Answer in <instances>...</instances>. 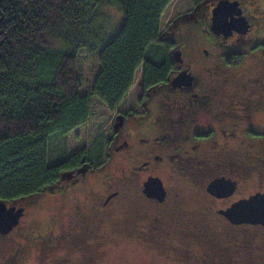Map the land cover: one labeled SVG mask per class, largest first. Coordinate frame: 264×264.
I'll list each match as a JSON object with an SVG mask.
<instances>
[{"label":"flooded vegetation","instance_id":"flooded-vegetation-1","mask_svg":"<svg viewBox=\"0 0 264 264\" xmlns=\"http://www.w3.org/2000/svg\"><path fill=\"white\" fill-rule=\"evenodd\" d=\"M218 2L198 0L168 24L163 35L177 44L171 51L174 68L165 81L146 90L142 86L134 103L124 99L109 109L113 114L112 132L108 136L98 135L92 146L93 156H89L87 149L86 156L62 171L58 183L28 196L26 205H15L25 210L11 231L0 234L2 242L11 245L2 264H20V243L14 238L24 219L29 218L30 207L42 199L60 200L62 205L52 215L49 228L31 230L41 242V249L55 254L56 264H97L101 242L95 241L93 235H101V223L107 220L113 221L117 229L135 233L137 241L149 237L152 244L162 246L165 231H171L174 226L184 239L189 231L185 217L177 213L185 200L182 189L178 188L186 179L193 187H202L204 195L213 201L214 217L245 234L242 244L237 246L253 248L248 234L252 228L264 229V224H236L220 210L256 192L264 193V183L251 193L241 191L251 173H261L264 168V151H259L264 147V126L259 117L264 109V80L249 77L250 84L260 89L256 97L252 93L245 97L235 92L234 101L224 99L217 105L212 97L217 95L202 85L199 74L187 65L183 54L180 61L173 54L181 50L175 39L177 29L182 27L180 20L193 23L194 12L200 9L202 20H195L204 21L211 30L213 9ZM252 30L250 24L247 32L233 30L231 35H217L222 41L230 40L227 44L235 49L228 52V47L222 46L221 54L219 50L214 54L207 52L202 69L228 77L242 71L252 59L264 61V54L256 51L262 43L256 42L252 47L249 41L240 40ZM181 71H187L193 78L174 86L172 81ZM119 122L121 126H117ZM116 168L124 173L112 178L110 173ZM261 174L264 182V173ZM217 178L235 182V190L216 195L209 185ZM86 190L93 193L94 200L83 203ZM171 245L165 244V248ZM226 249L230 254L231 249ZM59 250L61 254L56 253ZM224 258L228 263L229 258Z\"/></svg>","mask_w":264,"mask_h":264},{"label":"trees","instance_id":"trees-1","mask_svg":"<svg viewBox=\"0 0 264 264\" xmlns=\"http://www.w3.org/2000/svg\"><path fill=\"white\" fill-rule=\"evenodd\" d=\"M173 0H0V199L12 205L58 183L87 150L49 160L51 136H66L90 117L78 56L99 58L92 93L113 109L143 65L144 89L174 68V42L162 33ZM198 1V0H197ZM121 8L110 34L107 10ZM89 156H93V149Z\"/></svg>","mask_w":264,"mask_h":264},{"label":"rangeland","instance_id":"rangeland-1","mask_svg":"<svg viewBox=\"0 0 264 264\" xmlns=\"http://www.w3.org/2000/svg\"><path fill=\"white\" fill-rule=\"evenodd\" d=\"M197 0H173L165 9L162 17V33L168 24L176 18L180 13L186 12ZM243 13L248 18L251 28L253 29L242 41L247 40L252 47L257 45L256 42L262 43L257 47L256 51L264 54V0H239ZM110 15L112 27L109 33H116L123 22L124 13L121 8L110 7L107 10ZM202 20L201 10L194 12L193 23L188 20H180L182 27L177 29L176 41L181 47L187 65H191L196 73L200 76L202 85L207 88L215 97L217 105L222 100L234 101L235 92L246 95L259 92L258 85L250 84L249 77H260L264 80V61L252 59L245 65L242 71H236L233 75L226 77L221 74H210L202 69V61L207 57L208 53L218 52L222 46L228 47V52L235 49L228 45L230 40L222 41L212 30H208V26L204 21L197 23L195 19ZM205 20V18H204ZM206 26V27H205ZM207 28V29H206ZM194 34H193V31ZM197 36V37H195ZM221 46V47H219ZM208 52V53H207ZM221 54V53H220ZM78 71L83 81L82 92L89 96L91 109L89 119L81 124V126L70 131L66 136H51L49 140V160L51 162H60L66 158H70L73 154L81 152L84 149L92 150L93 142L97 140L98 135L105 134L108 136L112 132L113 114L109 112L108 106L98 97L93 95L92 86L100 65L99 58L94 53L83 49L78 56ZM143 70L141 65L136 72V80L131 91L125 98L128 103H134L142 91ZM200 82V83H201ZM221 97V101L217 98ZM215 105V101H214ZM259 117L264 126V109L259 112ZM261 123V122H260ZM264 141V140H263ZM263 150L261 147L259 151ZM264 173V168H261ZM124 173V170L116 168L111 171V177L116 178ZM259 172L251 173L252 176L243 183L242 193H248L262 186V174ZM190 180H185L179 190L182 189V200L184 203L178 210V215L185 217L186 226L189 233L180 237V233L174 227L171 231L166 230L164 243L172 244L171 248H165V244L158 246L151 243L145 237L142 241L135 239V233L125 232L122 228H115L113 221L107 220L101 223V235H93L95 241L101 242L97 264H264V229L252 228L249 237L253 240V248L240 249L238 244H242L245 234L241 230L227 226L219 217H214L213 201L204 195L202 187H193ZM94 200V195L90 190H86L83 203ZM60 201V200H59ZM59 201L42 199L30 207L29 218L24 219L20 226L19 233L16 234L15 240L20 243V264H56L55 254L45 253L41 249V242L35 239V234L31 230H43L49 228L52 215L56 213L57 208L62 206ZM61 202V201H60ZM14 205H26V198L19 199L13 203ZM213 219V220H210ZM68 219H65L67 222ZM30 231V232H29ZM32 233V234H31ZM3 236V235H2ZM0 236V264L2 259L10 253V242L5 243L3 237ZM175 247V249H172ZM226 248H230V254H227ZM248 250H250L248 252ZM61 250L57 251L56 253ZM227 254V255H226ZM224 257H228L227 261H223ZM225 259V258H224Z\"/></svg>","mask_w":264,"mask_h":264},{"label":"water","instance_id":"water-1","mask_svg":"<svg viewBox=\"0 0 264 264\" xmlns=\"http://www.w3.org/2000/svg\"><path fill=\"white\" fill-rule=\"evenodd\" d=\"M212 24L210 29L216 34L231 35L233 30H237L240 33L247 32L250 27L248 18L243 13V8L240 7L239 0H219L215 5L212 14ZM174 59L176 61L182 60V52L177 49L174 53ZM190 76V77H189ZM193 78L187 71H181L173 79L172 84L179 86L185 81H190ZM122 123H117V126H121ZM67 177V174H65ZM221 186H226V189L230 192L236 188L235 182L225 180L224 178H217L210 183L209 189L216 195H223L220 191ZM248 208L249 211L237 212L234 209ZM25 208L15 205H8L7 202L0 199V234H7L16 226L20 220V216L23 215ZM220 212L236 224L241 223H255L264 224V193L256 192L251 194L249 198H242L237 202H234L228 209H222Z\"/></svg>","mask_w":264,"mask_h":264},{"label":"snow or ice","instance_id":"snow-or-ice-1","mask_svg":"<svg viewBox=\"0 0 264 264\" xmlns=\"http://www.w3.org/2000/svg\"><path fill=\"white\" fill-rule=\"evenodd\" d=\"M226 186H221L220 187V191H226ZM235 211L237 212H246V211H249L250 209L248 208H237V209H234Z\"/></svg>","mask_w":264,"mask_h":264}]
</instances>
